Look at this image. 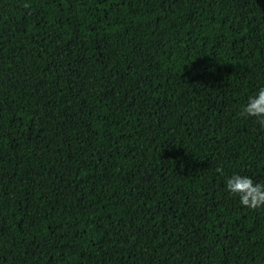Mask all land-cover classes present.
<instances>
[{
  "label": "trees",
  "instance_id": "obj_1",
  "mask_svg": "<svg viewBox=\"0 0 264 264\" xmlns=\"http://www.w3.org/2000/svg\"><path fill=\"white\" fill-rule=\"evenodd\" d=\"M261 85L264 0H0V264H264Z\"/></svg>",
  "mask_w": 264,
  "mask_h": 264
},
{
  "label": "clouds",
  "instance_id": "obj_2",
  "mask_svg": "<svg viewBox=\"0 0 264 264\" xmlns=\"http://www.w3.org/2000/svg\"><path fill=\"white\" fill-rule=\"evenodd\" d=\"M239 116L250 118L264 129V85L248 94L239 107ZM217 172L222 168L217 167ZM224 191L242 207L257 208L264 206V182L254 181L250 176L232 172L225 177Z\"/></svg>",
  "mask_w": 264,
  "mask_h": 264
}]
</instances>
